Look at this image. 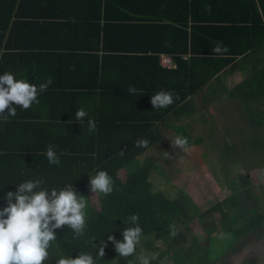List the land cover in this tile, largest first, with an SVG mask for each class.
I'll return each instance as SVG.
<instances>
[{"label": "trees", "instance_id": "1", "mask_svg": "<svg viewBox=\"0 0 264 264\" xmlns=\"http://www.w3.org/2000/svg\"><path fill=\"white\" fill-rule=\"evenodd\" d=\"M210 1L218 4L219 0ZM223 1L227 12L224 16L191 17L189 35L183 32L179 47L143 48L136 56L128 54L131 50L104 44L101 49L78 48L73 53L49 49L33 53L36 58L44 57L48 61L47 79L51 78L52 83L46 91L38 93L43 112L39 103H33L27 110L16 106V116H9L7 121L0 119V208L6 205L5 193L15 191L16 184L28 179L43 178L46 187L57 189L73 183L87 199L92 193L90 174L106 170L115 182L119 171L124 173L120 186L114 185L111 194L96 193L98 205L86 209L87 227L83 236L75 238L66 225L56 230V247L50 250L53 255L63 251L74 258L80 251H87L95 257L100 242H105V255L99 264H126L108 237L121 240L123 229L130 226L126 218L131 214H138L145 236L154 235L164 245L159 248L146 240V248L157 254L151 264H162L160 260L167 255L170 264L214 262L217 255H211L209 241L202 244L191 232L193 219L209 237L218 228L232 233L235 240L263 232L264 212L250 192L245 174L241 175L240 189L199 211L184 190L179 189L174 198L162 190H153L149 174L158 165L152 158L147 157L140 164L136 161L162 138L163 127L168 125L171 115L182 111L189 95L237 58L243 62L264 40V0ZM113 27L118 33L120 26ZM217 41L227 46L226 54L214 55L212 48ZM159 51L170 53L176 66L160 67ZM129 85L135 86V94L127 91ZM161 89L171 91L179 99L166 108L156 109L151 96ZM228 95L242 102L251 127L264 128V110L251 107L264 99V65L246 74ZM81 107L88 116L77 122L75 112ZM89 118L97 124V130L92 133L88 131ZM172 129L189 137L181 127ZM139 139H147L148 147H136ZM49 144L55 146L61 161L59 166L47 160ZM249 144L261 147L263 143L251 140ZM223 148L225 158L235 150L228 143ZM209 222L217 225L208 227ZM169 225L176 228L174 237L170 235ZM45 264H55V259Z\"/></svg>", "mask_w": 264, "mask_h": 264}, {"label": "crops", "instance_id": "2", "mask_svg": "<svg viewBox=\"0 0 264 264\" xmlns=\"http://www.w3.org/2000/svg\"><path fill=\"white\" fill-rule=\"evenodd\" d=\"M223 2L219 0L218 4H213L210 0H0V74L10 71L15 74L16 79H27L37 86L44 83L49 75L48 61H44V57L36 58L33 54L44 49L73 53L78 48L101 49L104 44L106 47L117 46L131 50L128 54L136 56L143 52V48L150 50L151 47H179L182 44L183 32L189 35L191 17L224 16L227 12ZM113 25L120 26L118 33L114 32L116 28ZM116 34L118 38L114 39ZM161 52L165 51L158 53ZM182 57L185 58L186 55ZM262 65L264 40L243 62L237 58L221 73L209 79L200 90L189 95L178 114L191 111L192 97L204 95L208 90V83L215 86L217 92L228 94L234 86L228 87L227 82L230 79L239 74L241 76L242 73L246 75ZM38 106L43 112L44 106L40 103ZM176 116H170L168 125L162 129V138L153 146L168 139ZM257 203L259 204L258 200ZM224 252L218 255L214 262L224 255ZM245 259L247 264H264V230L249 236L239 251L234 250L227 255L228 264H244Z\"/></svg>", "mask_w": 264, "mask_h": 264}, {"label": "rangeland", "instance_id": "3", "mask_svg": "<svg viewBox=\"0 0 264 264\" xmlns=\"http://www.w3.org/2000/svg\"><path fill=\"white\" fill-rule=\"evenodd\" d=\"M242 74L230 79L227 82L228 87L231 88L239 82L245 76V73ZM207 85L208 90L204 95L192 97L191 111L178 114L173 121L175 127H181L189 136V151L172 148L170 140L179 133L171 129V135L166 141L139 155L136 161L140 164L145 158H152L158 165V169H153L149 174L153 190H162L169 198H174L179 189L184 190L199 211L240 189L241 175L245 174L250 192L259 201V209L264 212V128L257 129L247 123L246 113L239 98L223 91L219 93L215 86L209 83ZM251 107L254 110H262L264 99L253 103ZM251 140H260L263 144L261 147H252L249 144ZM224 143L233 144L235 149L227 158L223 157ZM123 177V170H120L114 182L116 187L120 186ZM86 200L88 206L97 207L96 194L91 193ZM213 216L216 220L218 213L215 212ZM213 224L217 225L214 222ZM213 224L209 222L207 226ZM190 228L202 244L209 240L211 255L218 256L225 251L224 255L212 264H228L227 255L234 250L239 251L247 238L253 235L235 240L232 233L218 228L209 237L196 219L190 222ZM146 240H151L152 246L164 247L159 238L144 235L140 247L148 253L156 252L146 248ZM160 262L170 264L171 259L167 255ZM244 264H247L246 259Z\"/></svg>", "mask_w": 264, "mask_h": 264}, {"label": "clouds", "instance_id": "4", "mask_svg": "<svg viewBox=\"0 0 264 264\" xmlns=\"http://www.w3.org/2000/svg\"><path fill=\"white\" fill-rule=\"evenodd\" d=\"M212 50L215 56L228 52L222 41H217ZM51 83L49 78L37 86L27 79H16L10 71L0 74V119L7 121L9 116H16V106L27 110L33 103H39L38 93L46 91ZM127 91L135 94L137 89L129 85ZM174 99L179 97L161 89L151 96V103L156 109L166 108L174 103ZM87 116V111L81 107L75 112L74 120L80 122ZM69 122L73 123V120ZM87 125L90 133L97 130L94 119L89 118ZM170 141L172 148L189 151V140L183 134L176 135ZM148 145L147 139L135 142L136 147L147 148ZM45 154L49 164L60 165L54 145L49 144ZM123 154L121 151L120 155ZM45 184L46 181L40 177L28 179L16 184L15 191L5 193L6 205L0 208V264H45L52 259H55V264H99L105 255V242H100L95 257L87 251H80L74 258L63 251L55 255L51 253L50 250L56 247L57 229L68 226L75 238L85 234L88 201L74 188L73 183L59 189L48 188ZM89 188L94 194L107 196L114 190L113 178L106 170H97L94 175L90 174ZM126 223L130 226L123 229L121 240L111 235L108 240L114 244L115 251L126 260V264H151L157 254L148 253L140 247L144 233L138 214L129 215ZM169 231L173 237L177 234L174 225H169Z\"/></svg>", "mask_w": 264, "mask_h": 264}, {"label": "built area", "instance_id": "5", "mask_svg": "<svg viewBox=\"0 0 264 264\" xmlns=\"http://www.w3.org/2000/svg\"><path fill=\"white\" fill-rule=\"evenodd\" d=\"M157 61L162 68H174L176 66L175 61L169 53L161 52L157 54Z\"/></svg>", "mask_w": 264, "mask_h": 264}]
</instances>
